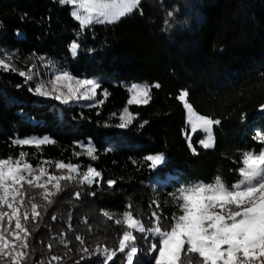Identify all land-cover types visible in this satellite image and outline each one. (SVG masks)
Instances as JSON below:
<instances>
[{
  "label": "trees",
  "instance_id": "1",
  "mask_svg": "<svg viewBox=\"0 0 264 264\" xmlns=\"http://www.w3.org/2000/svg\"><path fill=\"white\" fill-rule=\"evenodd\" d=\"M140 7L143 15L136 11L118 23L82 30L72 6L58 0H0V54L25 70L36 64L41 73L43 62L52 61L56 69L80 78L99 77V92H108L100 105L63 104L31 93L34 82L25 84L17 73L0 71V157L23 150L34 166L44 160L71 161L82 168L91 165L103 176L99 184L68 187L47 205L38 224L29 220L32 257L27 264H47L52 255L63 257L53 264H104L102 257L80 251L118 248L124 228L101 210L122 217L131 202L145 224L154 210L151 201L158 199L170 222L177 209L167 193L174 187L210 182L217 174L234 182L241 152L264 147L253 139L256 129L264 131V114L258 113L264 103V0H142ZM73 40L81 45L75 56ZM156 82L160 87L152 88L148 104L128 103L133 83ZM182 89L189 91L197 113L221 120L213 128L214 148L198 143L203 132L188 140L187 111L178 99ZM126 107L134 119L128 128H119ZM45 135L56 143L40 149L11 143L16 137ZM78 141L92 142L98 159L74 155ZM157 153H164L166 162L151 169L144 157ZM109 179L117 184L110 188ZM77 191L81 196L73 201L78 206H69L65 194ZM135 235L140 251L133 264H153L155 253L149 255V245L143 246V233ZM61 238L70 242L67 247ZM152 240L159 244V238ZM109 264H127L126 254L118 253Z\"/></svg>",
  "mask_w": 264,
  "mask_h": 264
},
{
  "label": "snow or ice",
  "instance_id": "2",
  "mask_svg": "<svg viewBox=\"0 0 264 264\" xmlns=\"http://www.w3.org/2000/svg\"><path fill=\"white\" fill-rule=\"evenodd\" d=\"M58 3L72 6L71 15L79 22L82 30L94 24L118 23L136 11L143 15L140 7L142 0H58ZM167 15L171 17L173 13L169 12ZM17 35L21 33L17 31ZM80 47V43L72 41L70 50L73 56L78 54ZM45 67L50 70L47 80L35 71L36 64L25 70L17 67L10 55L0 54V71L17 73L24 78L25 84L34 82L28 90L39 97L69 104L81 99H92L100 86L97 80L80 78L65 68L52 72L55 68L52 61H48ZM153 87L159 88L160 84L133 83L129 89L132 95L128 103L148 104ZM107 95L105 90L104 96ZM189 95L187 89H182L178 99L183 102L187 111L191 129L205 134V139L198 142L204 149L214 148L216 141L213 128L220 125L221 120L195 112L189 102ZM258 111L264 113V103L259 105ZM241 118L245 119L246 114H242ZM133 119L126 107L121 115L122 122L117 127L128 128ZM146 123L148 122L144 121ZM253 139L264 145V131L256 129ZM11 143L21 149L26 146L40 149L44 145L55 144L56 141L45 135L16 137ZM77 143L85 148L84 154L93 160L98 159L92 142ZM192 151L196 153L195 148ZM74 155L79 156L81 153ZM144 160L150 162L149 168L156 169L166 162V156L164 153L150 154ZM53 163L54 168L62 174L57 175L55 171L49 170L48 166ZM239 164L235 170L237 179L234 182L229 183L222 175L217 174L210 182L196 180L174 187L167 195L177 211L168 223H165L167 218L163 217L158 199L151 201L149 205L154 208L148 217L149 226H145L143 217L137 218L138 214L134 215L131 202L126 205L122 219L113 220L109 211L101 210L104 217L124 228L118 248L97 246L95 253H89L86 247H82L80 251L90 256L102 257L104 264L113 261L118 253H125L127 264H133L134 257L140 251L134 232L151 233L159 238V244L153 242L148 249L149 255L155 253L153 264H264V147L259 152H241ZM102 181V172L91 165L81 170V165L71 161L44 160L34 166L31 154L23 150L15 157H0V257L10 259L12 264H27L32 257V230L28 222L31 220L38 224L46 214L47 205H51L53 198L64 190L62 182L93 185ZM106 183L111 188L117 184V180L109 179ZM33 190L43 203L36 202L37 195L33 194ZM74 195L79 198L81 193L77 191ZM91 195L95 196V193ZM52 219L56 220L57 217L53 215ZM75 239L81 245L84 244L82 236L77 235ZM60 242L65 247L70 243L63 238ZM47 247L51 249L52 244L49 243ZM62 259L61 256L52 255L47 264L60 262ZM39 264L45 262L41 261Z\"/></svg>",
  "mask_w": 264,
  "mask_h": 264
},
{
  "label": "rangeland",
  "instance_id": "3",
  "mask_svg": "<svg viewBox=\"0 0 264 264\" xmlns=\"http://www.w3.org/2000/svg\"><path fill=\"white\" fill-rule=\"evenodd\" d=\"M78 42V41H77ZM79 43V42H78ZM48 62H43V65H42V72L40 73V71H38L39 73H40V75H41V78H43V79H45V80H47V79H49V77H50V70L48 69V68H46L45 67V65L47 64ZM56 70V67L55 68H53L51 71L52 72H54ZM87 79H95V80H97L98 82H99V85H100V78L99 77H89V78H87ZM136 84H141V83H136ZM142 85V84H141ZM131 88V87H130ZM65 91H66V89H65ZM131 93V92H130ZM132 95V94H131ZM104 96V93H100L99 92V88H97V90H96V94H95V96L92 98V99H90V100H83V99H81V100H79V101H72V102H70L69 104H74V105H85V104H90V105H100L101 104V101H102V97ZM41 98H44V97H41ZM45 99H51V98H45ZM128 109V108H127ZM195 111V110H194ZM128 112L130 113V111L128 110ZM196 112V111H195ZM123 113H124V110L120 113V119H121V115H123ZM259 114H264V113H261L260 111L258 112ZM186 119H187V123L189 124V126H190V135L188 136V140L190 141L191 139H192V137L196 134V133H198V132H202V131H200V130H197L196 132H193L192 131V129H191V124H190V122H189V120H188V114L186 115ZM122 122V121H121ZM203 139H205V138H203ZM202 139V140H203ZM84 144H87L88 143V141L87 142H83ZM79 149L77 150V152L78 153H81V154H84L85 153V148H83V147H81L80 145H79ZM86 155V154H85ZM49 167V170L50 171H55V173L57 174V175H60V174H62L61 173V171L60 170H56L55 168H54V164H50V166H48ZM86 168H82L81 167V170H85ZM63 184H64V190H66L68 187H70V188H72V190H73V188H76L77 187V185H79V184H77V183H66V182H62ZM152 186H153V189H155V188H157V185L156 184H152ZM86 188V187H85ZM76 189H78V188H76ZM63 190V191H64ZM35 190H33V192H34ZM74 191V190H73ZM71 193H73L72 191H70ZM69 192V193H70ZM64 196V195H63ZM74 197H75V195H66L65 194V203H69V206H70V203L71 204H73V206H78L77 205V199H75L74 201H73V199H74ZM81 206V205H80ZM112 215H113V220H115V219H122V217H119V216H117L116 214H114L112 211H109ZM139 217H141L140 216V214L138 215ZM148 216H150V215H148ZM165 223H168L167 221H166V219H165ZM146 224H148L149 225V223H145V226H147ZM135 234V233H134ZM145 234V235H144ZM143 236H144V239H143V241H142V243H143V246H145L144 244H146V246H150V244H151V242L152 241H154V240H152V238L154 239V235H152L151 233H143ZM153 236V237H152ZM158 238V237H157ZM140 250V249H139ZM142 250V249H141ZM0 264H12V261L10 260V259H8V258H3V257H0Z\"/></svg>",
  "mask_w": 264,
  "mask_h": 264
}]
</instances>
